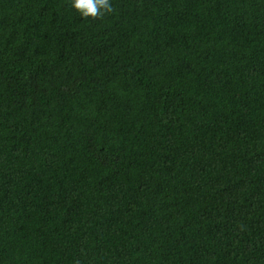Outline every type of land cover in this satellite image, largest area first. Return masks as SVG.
<instances>
[{"label":"trees","instance_id":"16d2710c","mask_svg":"<svg viewBox=\"0 0 264 264\" xmlns=\"http://www.w3.org/2000/svg\"><path fill=\"white\" fill-rule=\"evenodd\" d=\"M0 0V264H264V0Z\"/></svg>","mask_w":264,"mask_h":264},{"label":"clouds","instance_id":"9594fccd","mask_svg":"<svg viewBox=\"0 0 264 264\" xmlns=\"http://www.w3.org/2000/svg\"><path fill=\"white\" fill-rule=\"evenodd\" d=\"M71 7L79 12L82 18L92 20H102L115 11L111 0H71Z\"/></svg>","mask_w":264,"mask_h":264}]
</instances>
